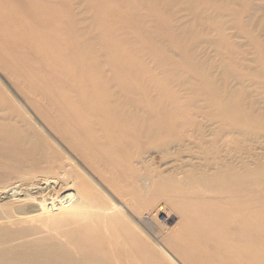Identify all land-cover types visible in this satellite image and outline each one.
I'll list each match as a JSON object with an SVG mask.
<instances>
[{
    "label": "bare ground",
    "instance_id": "bare-ground-1",
    "mask_svg": "<svg viewBox=\"0 0 264 264\" xmlns=\"http://www.w3.org/2000/svg\"><path fill=\"white\" fill-rule=\"evenodd\" d=\"M260 4L0 0V68L183 264H264ZM47 137L0 82V264H178Z\"/></svg>",
    "mask_w": 264,
    "mask_h": 264
},
{
    "label": "rangeland",
    "instance_id": "rangeland-1",
    "mask_svg": "<svg viewBox=\"0 0 264 264\" xmlns=\"http://www.w3.org/2000/svg\"><path fill=\"white\" fill-rule=\"evenodd\" d=\"M259 2H261V6H259L255 11L253 10V18H254V23L256 25H258L260 30V33L263 35L264 38V27L262 28V25L264 24V0H259ZM255 13V15H254ZM235 29H231L229 30V32L231 34L234 33ZM244 37H241L239 35V39L238 41L242 42ZM9 47H11L10 45H8ZM0 82L3 85V87L13 96V99L15 100V102L24 110V112L27 114V116L29 118H31V121H35V123L41 128V130H43L45 132L46 135H48L47 138H51L50 140H52L55 144H57V146L59 147V149L69 158L71 159V161L77 165L79 168H81V170L84 171V173L89 176L100 188H102L103 192L106 196L108 195L109 198H111L121 209H123L126 213H128L132 219L134 220V222L136 224H138L145 232H147L149 235H151V237L163 248V250H165V252L173 258V260L178 263V264H183L176 255H174L172 253V251L164 246L163 240L162 238L156 234V231L159 230V224L156 222H152V220H149V218L146 215H138V214H134L132 213L128 207L126 206V204L124 203V200L121 199V197L116 194V192L112 189L111 187L98 175L96 174L91 168L90 166L78 155L77 152H75L67 143V141L59 134L57 133L43 118V116L40 114L39 110L30 102L28 95L24 94L23 92H21L17 85H15V83L13 82V80L5 73V71H3L2 68H0ZM260 150V148H258ZM152 158L156 157L155 161H158V158L155 154L150 155ZM73 159V160H72ZM173 162L170 159H166L162 162L163 167H170L172 166ZM32 167L28 168L27 171H25V173H23V176L25 178L30 179L33 175L34 172L33 169H31ZM27 174V175H26ZM98 176V177H97ZM102 180H101V179ZM108 185V186H107ZM199 192L203 193V194H207V192L203 191V190H199ZM118 196V197H117ZM143 216V217H142ZM32 217V214H26L24 216V218H30ZM160 220H161V224H163L165 227L167 228H171L173 226H175L178 218H169L166 219L165 217V213H162L160 215ZM19 217H13V218H7V219H0V224L2 222L5 221H9V222H13L15 220H18ZM171 221V222H170ZM41 226L42 224L39 223ZM152 225V226H151ZM158 226V227H157ZM154 228V230H152V228Z\"/></svg>",
    "mask_w": 264,
    "mask_h": 264
}]
</instances>
